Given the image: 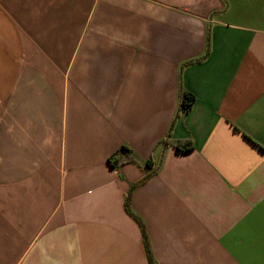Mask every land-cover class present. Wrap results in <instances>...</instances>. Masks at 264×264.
<instances>
[{
  "label": "crops",
  "instance_id": "0c3cea01",
  "mask_svg": "<svg viewBox=\"0 0 264 264\" xmlns=\"http://www.w3.org/2000/svg\"><path fill=\"white\" fill-rule=\"evenodd\" d=\"M126 201L155 264H264V0H0V264H150Z\"/></svg>",
  "mask_w": 264,
  "mask_h": 264
},
{
  "label": "trees",
  "instance_id": "16d2710c",
  "mask_svg": "<svg viewBox=\"0 0 264 264\" xmlns=\"http://www.w3.org/2000/svg\"><path fill=\"white\" fill-rule=\"evenodd\" d=\"M197 61V60H196ZM195 62V61H193ZM194 100V97L192 96V94L190 93H187V92H184L182 93L181 95V100H180V103H179V106L181 108H183L184 110H188L189 107L191 106L192 102ZM176 149L177 150H180V146L179 145H175ZM133 161L132 160V157L130 156V150L125 147V146H121L117 151H115V153H113V155H111L108 159V162L110 163V165L113 167V168H118L121 164L125 163V162H131ZM144 178L141 180L143 181ZM128 200V198H127ZM125 210L127 211L128 214H130L131 216H133V218L139 223V225L141 226V229H142V238H143V242L145 244V248H146V252H147V256H148V259H149V263L150 264H155L152 259H151V256H150V253H149V249H148V245H147V239H146V233H144L143 231V226L140 222V220L135 217L129 210L128 208V204H127V201L125 202Z\"/></svg>",
  "mask_w": 264,
  "mask_h": 264
}]
</instances>
